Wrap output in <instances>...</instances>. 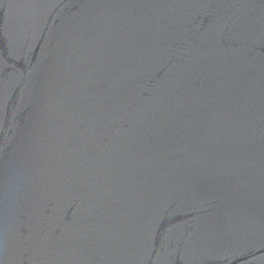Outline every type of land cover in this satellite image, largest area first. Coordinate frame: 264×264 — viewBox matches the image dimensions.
Segmentation results:
<instances>
[{
	"label": "water",
	"instance_id": "1",
	"mask_svg": "<svg viewBox=\"0 0 264 264\" xmlns=\"http://www.w3.org/2000/svg\"><path fill=\"white\" fill-rule=\"evenodd\" d=\"M0 264H264V0H0Z\"/></svg>",
	"mask_w": 264,
	"mask_h": 264
}]
</instances>
